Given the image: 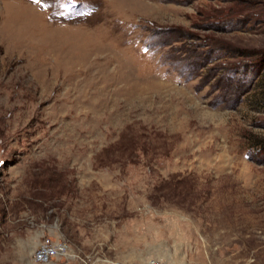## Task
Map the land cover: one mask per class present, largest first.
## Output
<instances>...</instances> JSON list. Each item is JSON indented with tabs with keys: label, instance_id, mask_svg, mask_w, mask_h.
<instances>
[{
	"label": "rangeland",
	"instance_id": "1",
	"mask_svg": "<svg viewBox=\"0 0 264 264\" xmlns=\"http://www.w3.org/2000/svg\"><path fill=\"white\" fill-rule=\"evenodd\" d=\"M264 264V0H0V264Z\"/></svg>",
	"mask_w": 264,
	"mask_h": 264
},
{
	"label": "built area",
	"instance_id": "2",
	"mask_svg": "<svg viewBox=\"0 0 264 264\" xmlns=\"http://www.w3.org/2000/svg\"><path fill=\"white\" fill-rule=\"evenodd\" d=\"M67 245L64 242H55L51 238H43L33 253V261L38 264H49L67 255ZM147 264H164L160 260L150 261Z\"/></svg>",
	"mask_w": 264,
	"mask_h": 264
},
{
	"label": "bare ground",
	"instance_id": "3",
	"mask_svg": "<svg viewBox=\"0 0 264 264\" xmlns=\"http://www.w3.org/2000/svg\"><path fill=\"white\" fill-rule=\"evenodd\" d=\"M165 264V263H164Z\"/></svg>",
	"mask_w": 264,
	"mask_h": 264
}]
</instances>
